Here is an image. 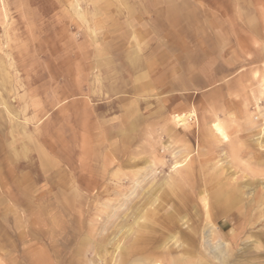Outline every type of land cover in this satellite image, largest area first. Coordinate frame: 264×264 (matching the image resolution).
I'll return each instance as SVG.
<instances>
[{"label":"rangeland","instance_id":"obj_1","mask_svg":"<svg viewBox=\"0 0 264 264\" xmlns=\"http://www.w3.org/2000/svg\"><path fill=\"white\" fill-rule=\"evenodd\" d=\"M117 1L0 0V264H264V61L233 71L230 90L195 95V114L176 124L184 136L173 137L178 149L168 152V167L150 169L113 192L112 185L94 182L90 173L98 170L85 158L79 164L85 156L79 134L83 119L67 116L73 112L63 109L62 97L80 96L99 73H66L63 65L96 26L104 23L98 31L114 34L112 17L123 10L113 6ZM122 1L135 7L143 0ZM230 1L236 12L238 0H202L215 8ZM129 41L122 35L108 42L119 52ZM151 46L157 51L160 42ZM169 59V68H176V59ZM185 75L191 78L190 72ZM64 79L66 93L58 86ZM215 122L226 128L228 142L214 132ZM150 125L142 127L136 144L147 143ZM155 139L162 147L171 143L166 135ZM191 150L194 165L187 167L183 163ZM176 166L183 175L195 173L197 182L175 192L156 184L167 181ZM103 187L109 194L104 200L97 196ZM228 190L241 198L226 208L217 200ZM215 231L226 241L214 239ZM233 233L239 241L229 237ZM219 242L231 253L226 260L214 256Z\"/></svg>","mask_w":264,"mask_h":264},{"label":"crops","instance_id":"obj_2","mask_svg":"<svg viewBox=\"0 0 264 264\" xmlns=\"http://www.w3.org/2000/svg\"><path fill=\"white\" fill-rule=\"evenodd\" d=\"M207 3L151 0L148 7L143 0L133 7L130 1L118 0L113 6L123 10L118 12L119 17H112L114 34L99 32L97 28L106 25L102 23L90 32L91 38L80 42L78 52L68 54L71 60L68 64L64 62V72H86L89 77L99 73L96 80L87 82L80 96L62 97L63 109L73 112L67 116L80 115L83 119L80 126L83 132L79 134L86 151L79 164L82 165L85 158L89 167L97 168V172L90 173L95 183L112 185L114 192L123 182L145 177L144 173L150 169L168 167V155L178 149L173 137L184 136L176 124L183 115L195 114V95L214 94L222 87L229 89L233 71L242 69L245 64L253 68L264 61V1L249 5L247 0H238L234 5L236 12L228 6L231 1L219 8ZM251 7L254 12L250 14ZM113 14L117 15L115 11ZM63 31L64 38H68L70 31L67 28ZM239 32L244 34L239 35ZM122 35L133 41L122 51L115 52L108 41ZM50 36L52 34L47 37L48 50L52 48ZM158 41L160 47L153 51L151 45ZM232 55L240 60L235 62ZM238 56L241 58L237 59ZM169 57L178 62L176 68H169ZM188 72L192 79L186 77ZM207 72L210 75H206ZM243 76L240 73L238 81ZM65 82L66 79L58 86L66 93ZM82 87L83 83L74 94ZM150 121L151 129L145 132L149 138L147 143L139 140L136 144L135 138ZM190 132L194 134L193 129ZM161 135L170 137L171 143L162 147L155 142ZM191 162L193 154L183 164L193 167ZM52 167L59 171L72 166ZM196 180L195 173H191L183 181L191 185ZM98 193L102 200L108 199L105 187Z\"/></svg>","mask_w":264,"mask_h":264},{"label":"bare ground","instance_id":"obj_3","mask_svg":"<svg viewBox=\"0 0 264 264\" xmlns=\"http://www.w3.org/2000/svg\"><path fill=\"white\" fill-rule=\"evenodd\" d=\"M78 9V8H77ZM83 14V13H82ZM143 45V44H142ZM142 45H141V47H142ZM138 46V45H137ZM140 47V46H139ZM144 51V50H143ZM134 54V53H133ZM10 58V57H9ZM263 86V85H262ZM261 92V91H260ZM261 94H263V92L261 93ZM191 113V112H190ZM174 116H176V115H174ZM184 116V115H183ZM188 116V115H187ZM179 119V118H178ZM181 120L182 119H184V118H180ZM186 119V118H185ZM175 120V119H174ZM178 122V121H177ZM186 122V121H185ZM179 126V125H178ZM213 128V127H212ZM20 129V128H19ZM214 130H216V131H214V132H217L223 139H225V140H227V138H228V134H227V131H226V128L224 127V125L221 123V122H215L214 123V128H213ZM184 130V129H183ZM188 130V129H187ZM213 132V131H212ZM215 136V135H214ZM219 137V136H218ZM96 138V137H95ZM15 142V141H14ZM227 142H228V140H227ZM261 144V143H260ZM264 144V143H263ZM260 147H262L261 145H260ZM122 157V156H121ZM186 157V156H185ZM191 158V157H190ZM188 160V159H187ZM192 160V159H191ZM190 163V162H189ZM192 163V162H191ZM193 164V163H192ZM185 168V167H184ZM176 171H175V173L174 174H172L171 176H170V178H169V180L167 179V181H164V182H161V181H157L156 182V184H159V185H163V184H165V185H169L170 186V188H171V190H173V192H175L176 190H181L183 187H184V179L186 178V175H183V173L180 171V169L178 168V166H176V169H175ZM190 174V173H189ZM210 178V177H209ZM214 178V177H213ZM221 179V178H220ZM233 181H235V180H233ZM214 182V181H213ZM198 183H199V181H198ZM236 183V182H235ZM155 185V184H154ZM165 187V186H164ZM204 187V186H203ZM100 188V187H99ZM158 188V187H157ZM187 188V187H186ZM161 189V188H160ZM202 189V188H201ZM170 190V189H169ZM172 192V191H171ZM200 192H202V191H200ZM226 193H224L223 192V194L222 195H218L219 197H218V200L217 201H219V202H224L225 203V205H226V208L227 207H231V206H233V205H235V203H237V201L241 198V196L239 195V194H237L236 193V191L235 190H228V191H225ZM145 193V192H144ZM207 193V192H206ZM146 194V193H145ZM144 194V195H145ZM199 194V193H198ZM208 194V193H207ZM216 194V193H215ZM151 195V194H150ZM174 195V194H173ZM205 194H203V196H204ZM243 195L244 194H242V197H243ZM262 195V194H261ZM206 196V195H205ZM264 196V195H263ZM149 196H147V198H148ZM154 197V196H153ZM207 197V196H206ZM142 198V197H141ZM244 198V197H243ZM264 198V197H263ZM166 199V198H165ZM206 199H208V198H206ZM153 200V199H152ZM244 200H245V198H244ZM243 200V201H244ZM157 201V200H156ZM210 201V200H209ZM153 202V201H152ZM191 202H192V200H191ZM188 203V202H187ZM204 205L206 206V204L204 203ZM214 205V204H213ZM255 206V205H254ZM140 207L142 208L143 206L142 205H139L137 208H138V210L140 209ZM207 208V207H206ZM235 209H236V207H234ZM240 208V207H239ZM255 208V207H254ZM173 209V208H172ZM204 209V208H203ZM202 209V210H203ZM241 209V208H240ZM244 209V208H243ZM143 211V210H142ZM206 211V210H205ZM212 211H214V210H212ZM218 211V210H217ZM145 212H146V209H145ZM209 212H211V211H209ZM171 213V212H170ZM169 213V214H170ZM247 213V212H246ZM143 214V213H142ZM176 214V213H175ZM209 214H211V213H209ZM227 214V213H226ZM138 215V214H137ZM137 215H136V217H137ZM165 215V214H164ZM200 215V214H199ZM248 215V214H247ZM147 216V215H146ZM166 216V215H165ZM171 216V215H170ZM177 216V215H176ZM210 216V215H209ZM217 216V215H216ZM173 217V216H172ZM225 217V216H224ZM247 217V216H246ZM162 218V217H161ZM201 218V217H200ZM138 219V218H137ZM154 219V218H153ZM197 219V218H196ZM218 219V218H217ZM221 219V218H220ZM238 219H240V218H238ZM135 220V219H134ZM224 221V220H223ZM145 222V221H144ZM166 222V221H165ZM219 223V222H218ZM217 223V224H218ZM170 224V223H169ZM233 224V223H232ZM235 224V223H234ZM199 225V224H198ZM201 225V224H200ZM220 225V224H219ZM226 225V224H225ZM239 226V225H238ZM237 226V227H238ZM177 227V226H176ZM124 228V227H123ZM128 228H130V227H128ZM174 228V227H173ZM228 228V227H227ZM230 229V228H229ZM126 230V229H125ZM162 230H165V229H162ZM175 230V229H174ZM201 230V229H200ZM166 231V230H165ZM180 231V230H179ZM234 231H237V230H235L234 229ZM123 232V231H122ZM127 232V231H126ZM156 232V231H155ZM200 232V231H199ZM228 232V231H227ZM169 233V232H168ZM175 233H177V231L175 232ZM180 233V232H179ZM214 233V232H213ZM232 233V232H231ZM120 234V233H119ZM124 234V233H123ZM178 234V233H177ZM182 234V233H181ZM185 234V233H184ZM209 234V236H210V233H208ZM122 235V234H121ZM163 235V234H162ZM161 235V236H162ZM183 235V234H182ZM230 235V234H229ZM171 236H173V235H171ZM175 236V235H174ZM180 236V235H179ZM206 236V235H205ZM144 237V236H143ZM154 237V236H153ZM160 237V236H159ZM167 237V236H166ZM207 237H208V235H207ZM229 237H231L234 241H239V235L237 234V233H233L231 236H229ZM140 238V237H139ZM169 238H171V237H169ZM213 238L214 239H224V241H226L225 240V236L223 235V234H221L219 231L217 232V231H215V234H213ZM230 238V239H231ZM157 239V238H156ZM166 239H168V238H166ZM173 239V238H172ZM179 239V238H178ZM191 239V238H190ZM228 239V238H227ZM148 240V239H147ZM161 240V239H160ZM164 240V239H163ZM162 240V241H163ZM229 240V239H228ZM143 241V240H142ZM170 241V240H169ZM168 241V242H169ZM116 242V241H115ZM134 242V241H133ZM132 242V243H133ZM180 242V241H179ZM181 242H183V241H181ZM206 242V241H205ZM103 243V242H102ZM113 243V242H112ZM111 243V244H112ZM156 243V242H155ZM160 243V242H159ZM163 243V242H162ZM162 243H160L161 245H162ZM166 243V242H165ZM164 243V244H165ZM177 243V242H176ZM231 243V242H230ZM179 244V243H178ZM223 243L222 242H219L218 243V245L217 246H215V250H214V256L216 257V258H219V259H223V260H226V259H228L230 256H231V253L229 252V250L227 249V248H224V246L222 245ZM106 245V244H105ZM181 245V244H180ZM233 245V244H232ZM112 246V245H111ZM119 246H120V244H119ZM164 246V245H163ZM162 246V247H163ZM244 246V245H243ZM138 247V246H137ZM207 247V246H206ZM127 248V247H126ZM140 248V247H139ZM143 248H145V247H143ZM159 248V247H158ZM179 248V247H178ZM187 248V247H186ZM128 249V248H127ZM153 249V248H152ZM176 249V248H175ZM203 250V249H202ZM242 250V249H241ZM127 251V250H126ZM141 252V251H140ZM168 252V251H167ZM171 252H173V251H171ZM101 256H103V255H101ZM181 256V255H180ZM126 257V256H125ZM213 257V256H212ZM108 258V257H107ZM131 258V257H130ZM176 258V257H175ZM133 259V258H132ZM149 259V258H148ZM144 260V259H143ZM143 260H142V262H143ZM209 260V259H208ZM216 261V260H215ZM148 262V261H147ZM155 263H156V261H154ZM153 262V263H154ZM211 262V261H210ZM132 263V262H131ZM140 263V262H139ZM158 263V262H157ZM162 263V262H161ZM176 263L178 264V261H176ZM134 264V263H133ZM147 264V263H146ZM149 264H150V262H149ZM152 264V263H151Z\"/></svg>","mask_w":264,"mask_h":264}]
</instances>
